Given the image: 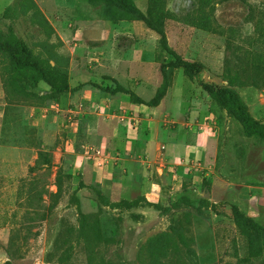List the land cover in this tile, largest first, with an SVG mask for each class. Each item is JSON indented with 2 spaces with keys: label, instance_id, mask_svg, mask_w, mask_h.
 I'll return each instance as SVG.
<instances>
[{
  "label": "rangeland",
  "instance_id": "obj_1",
  "mask_svg": "<svg viewBox=\"0 0 264 264\" xmlns=\"http://www.w3.org/2000/svg\"><path fill=\"white\" fill-rule=\"evenodd\" d=\"M133 3L141 17L110 0L0 2V264H264V140L244 136L201 86L230 85L264 123V0ZM75 10L122 21L101 35L109 51L91 59L65 38L76 31ZM7 46L27 64L12 62ZM180 59L199 68L187 73ZM70 69L107 85L115 71L149 78L140 87L160 95L163 126L180 121L201 149L162 170L148 166L140 186L120 174L110 182V170L108 185L96 181L90 158L80 164L71 150L92 141L73 142L65 129L49 137L55 124L39 113Z\"/></svg>",
  "mask_w": 264,
  "mask_h": 264
},
{
  "label": "crops",
  "instance_id": "obj_2",
  "mask_svg": "<svg viewBox=\"0 0 264 264\" xmlns=\"http://www.w3.org/2000/svg\"><path fill=\"white\" fill-rule=\"evenodd\" d=\"M8 1L0 0L3 7ZM74 15L73 23L76 24V31L65 33V38L78 39L81 54L91 59L95 56L99 57L102 49L109 51L107 46L110 40L102 39L101 35L105 32L120 31L124 25L122 21L90 19L81 14L78 15L76 10ZM120 58L122 55L118 54V59ZM142 58L141 55V60ZM68 73V90L60 93L56 100L60 105L59 111L50 115H42L39 111L43 120L55 124V129L47 128L44 134L49 133V137H55L54 133L59 129H65L68 134L70 133L73 142L85 136L92 141L89 144L102 148L104 154L100 159L89 157L95 169L96 181L108 185L109 178H106L105 173L110 170V182L113 175L120 174V176L131 178L136 185L140 186L147 178L145 172L148 166L151 169L162 170L161 164L172 165L179 162L181 155L186 154L188 148L190 150L194 148V151L201 149V145L195 144L196 135L193 141L186 138L188 130L184 128L183 123L178 121L179 124L175 128L163 126L164 112H161L157 105L149 106L145 103L152 95H145L140 86L146 87L149 84V78H140V82L135 83L131 81L126 70L120 71L122 75L115 71L111 72V77L115 80L108 79L107 85L99 73L90 76L82 73L81 69L78 71L70 69ZM77 80H79L78 83L92 80L100 86L76 88ZM116 85L131 90L143 102L131 100L127 93L113 91ZM79 104H81L80 107ZM70 118L75 121L76 126L73 127ZM80 119L84 121L82 131L81 126L80 128L78 126ZM71 150L81 164L82 161L78 158L83 159L87 156L85 151H75L74 148Z\"/></svg>",
  "mask_w": 264,
  "mask_h": 264
},
{
  "label": "trees",
  "instance_id": "obj_3",
  "mask_svg": "<svg viewBox=\"0 0 264 264\" xmlns=\"http://www.w3.org/2000/svg\"><path fill=\"white\" fill-rule=\"evenodd\" d=\"M110 1L117 2L118 5L123 9V11L127 13L133 15L134 14L140 15V17L142 16L141 11L135 7L133 0H110ZM7 47L9 48L10 58L12 62H14L17 65H24V66L27 64V60L24 58V55L18 52L19 51L18 48L16 47L13 48L10 46ZM179 65L180 67L183 68V71L187 73H191L195 69L199 68L198 64L181 59L179 60ZM201 86L207 92V94L215 95L216 100L220 105V107L238 121L244 136L247 137L253 136L261 141L264 140V123L254 119L251 116V114L248 111L246 103L235 89H233L230 85L223 87H215L206 82H202ZM67 90H68V84L66 83L65 87L55 92V96H57L58 98L60 93L65 92ZM113 91H121L127 93L130 95L131 100L136 102H143L141 98L136 97L130 90L125 89L119 85H116ZM49 97L51 98L50 100L56 99L53 96H49ZM159 98L160 95H155L151 99L147 100L145 103L149 106H153L156 104ZM98 193L99 195L102 196L101 192ZM232 209L236 213L237 211L236 208L232 207ZM238 219H241L246 226L251 228L253 227L255 231L259 232L258 231L260 230L259 225L253 222L252 219H250L249 217L241 216V218ZM262 230L264 231V228H262Z\"/></svg>",
  "mask_w": 264,
  "mask_h": 264
},
{
  "label": "built area",
  "instance_id": "obj_4",
  "mask_svg": "<svg viewBox=\"0 0 264 264\" xmlns=\"http://www.w3.org/2000/svg\"><path fill=\"white\" fill-rule=\"evenodd\" d=\"M81 106V104H79V107ZM59 103L57 101H50L47 105H44L43 107L40 108L41 113H44V115H50L52 113H56L59 111ZM75 116V115H74ZM72 119V118H70ZM73 127L76 126L75 125V121L74 120H70ZM83 149L85 151V154L90 157L91 159H100L103 154H104V150L98 146H95L93 144H85L83 146Z\"/></svg>",
  "mask_w": 264,
  "mask_h": 264
}]
</instances>
